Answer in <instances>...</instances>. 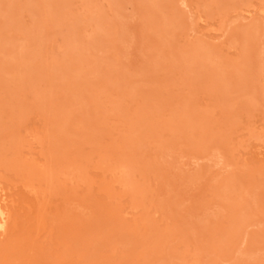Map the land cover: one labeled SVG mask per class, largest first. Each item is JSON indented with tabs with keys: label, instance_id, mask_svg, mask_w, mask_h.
Returning <instances> with one entry per match:
<instances>
[{
	"label": "rangeland",
	"instance_id": "1",
	"mask_svg": "<svg viewBox=\"0 0 264 264\" xmlns=\"http://www.w3.org/2000/svg\"><path fill=\"white\" fill-rule=\"evenodd\" d=\"M0 193V264H264V0H0Z\"/></svg>",
	"mask_w": 264,
	"mask_h": 264
},
{
	"label": "bare ground",
	"instance_id": "2",
	"mask_svg": "<svg viewBox=\"0 0 264 264\" xmlns=\"http://www.w3.org/2000/svg\"><path fill=\"white\" fill-rule=\"evenodd\" d=\"M2 198L0 196V235H2L5 232L6 227H7L6 226V221H8V219H7L8 216H6L7 214H6V210H5L6 206H3L2 202L4 201V199H2Z\"/></svg>",
	"mask_w": 264,
	"mask_h": 264
}]
</instances>
